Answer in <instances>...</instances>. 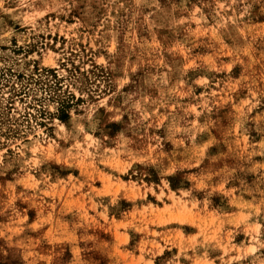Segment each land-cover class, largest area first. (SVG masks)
Wrapping results in <instances>:
<instances>
[{"label": "rangeland", "instance_id": "rangeland-1", "mask_svg": "<svg viewBox=\"0 0 264 264\" xmlns=\"http://www.w3.org/2000/svg\"><path fill=\"white\" fill-rule=\"evenodd\" d=\"M11 86L0 264H264V0H0Z\"/></svg>", "mask_w": 264, "mask_h": 264}, {"label": "trees", "instance_id": "trees-1", "mask_svg": "<svg viewBox=\"0 0 264 264\" xmlns=\"http://www.w3.org/2000/svg\"><path fill=\"white\" fill-rule=\"evenodd\" d=\"M93 67L96 66L94 65ZM43 70L47 72L46 74H50L56 81L50 84V81H48L47 83L46 81L43 82L42 80H38V83L42 84V88L44 85V87L51 92V99L60 102L62 111L60 114V119L62 121H67L70 118V111L68 108L71 106L72 100L75 98V96L72 93L68 92V100L63 98L64 95L59 92L61 90L58 86L60 78H58L56 72L52 69ZM75 72H78L76 67H74V69L70 71L71 75L69 77L72 78V75H74ZM3 86H8V84H4ZM10 89V95L4 96L5 94H3L2 96H0V148L6 146L8 152H12L9 146L10 142L24 135L25 131L23 130V128L25 126V121L29 122L32 119V115L30 114V112H25V114L23 115H17L15 112V97L21 96L22 94H28L26 88L18 90L14 86H11ZM79 100L81 99L78 98L77 102ZM28 108H30V106H28ZM44 113V111H41V115H43ZM34 118L37 121V117L34 116ZM39 123L42 124V122Z\"/></svg>", "mask_w": 264, "mask_h": 264}]
</instances>
